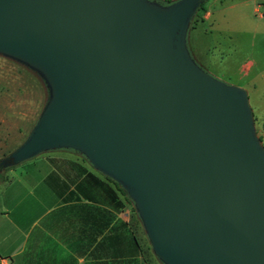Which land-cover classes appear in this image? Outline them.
<instances>
[{
  "label": "water",
  "instance_id": "95a60500",
  "mask_svg": "<svg viewBox=\"0 0 264 264\" xmlns=\"http://www.w3.org/2000/svg\"><path fill=\"white\" fill-rule=\"evenodd\" d=\"M203 0H0V55L47 97L16 165L66 148L131 200L162 264H264V147L243 89L190 58Z\"/></svg>",
  "mask_w": 264,
  "mask_h": 264
},
{
  "label": "crops",
  "instance_id": "0c3cea01",
  "mask_svg": "<svg viewBox=\"0 0 264 264\" xmlns=\"http://www.w3.org/2000/svg\"><path fill=\"white\" fill-rule=\"evenodd\" d=\"M59 149L4 179L0 264H148L132 206L80 153Z\"/></svg>",
  "mask_w": 264,
  "mask_h": 264
},
{
  "label": "rangeland",
  "instance_id": "374dc122",
  "mask_svg": "<svg viewBox=\"0 0 264 264\" xmlns=\"http://www.w3.org/2000/svg\"><path fill=\"white\" fill-rule=\"evenodd\" d=\"M150 1L167 5L176 0ZM185 46L205 73L245 91L255 134L264 147V0H203L189 21ZM46 97L39 75L0 55V159L27 137ZM59 150L31 158L57 155ZM27 160L0 167V205L8 194L4 179L18 174V166ZM151 254L148 264H162Z\"/></svg>",
  "mask_w": 264,
  "mask_h": 264
},
{
  "label": "trees",
  "instance_id": "16d2710c",
  "mask_svg": "<svg viewBox=\"0 0 264 264\" xmlns=\"http://www.w3.org/2000/svg\"><path fill=\"white\" fill-rule=\"evenodd\" d=\"M252 118H253V122L255 121V116H254V114L252 113ZM103 176V178L106 180V181H108V182H110V183H112L114 186H115V188L116 189H118L119 191H120V193L122 194V196H123V198L132 206V203H131V200L126 196V194L124 193V191L121 189V187L116 183V182H114L112 179H110V178H108V177H106V176H104V175H102ZM132 208H133V206H132Z\"/></svg>",
  "mask_w": 264,
  "mask_h": 264
}]
</instances>
